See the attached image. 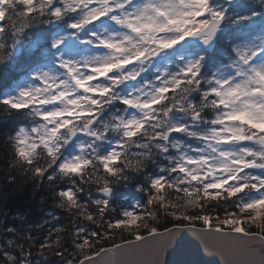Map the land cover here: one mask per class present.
<instances>
[{"label":"snow or ice","instance_id":"snow-or-ice-1","mask_svg":"<svg viewBox=\"0 0 264 264\" xmlns=\"http://www.w3.org/2000/svg\"><path fill=\"white\" fill-rule=\"evenodd\" d=\"M12 2L23 6L25 18L45 17L47 25L55 29L37 41L38 62L15 94L0 96V105L6 109L18 116L30 113L33 117L31 127H20L9 142L17 161L27 165L34 177H46L49 182H55L52 173L57 172L74 179L82 177L83 170L92 165V160L83 156L87 146L79 144L75 154L64 155V147H53V143L79 119L94 122L91 118L97 110L112 101L135 112L126 115L125 111L123 116L114 117L123 139L117 136L114 147L94 157L110 176L118 174L125 141L139 139L150 125L158 128L160 116L170 120L167 134L162 136L157 130L152 139L165 154L169 148L163 146V141L171 140L170 148L176 155H166L168 166L137 185L145 201H136L112 215L109 206L113 189L106 181L100 189L104 198L89 197L94 209L80 201L82 183L61 186L54 192L60 208L75 209L83 220L103 229L89 232L86 226L73 224L71 247L81 254V264H95L101 254L145 241H151L159 255L177 243L183 229L264 240V61L257 62V57L264 54V29L251 38L229 37L228 62L217 64L204 82L199 79L206 60L201 52L175 72L161 70L153 78L154 83L145 80L143 87L123 95L118 90L125 81L141 75L142 71L134 66L142 65L146 58L164 54L186 40L213 47L224 38L226 25L249 21L258 15L256 11L234 14L216 0H0V9ZM6 16L0 11V33L6 31L2 27ZM106 22L111 25L104 26ZM29 28L22 26L21 31ZM191 84L203 91L198 92L199 100L191 97L194 103L190 105V118L180 115L183 108L158 111L168 104L169 97ZM208 111L211 118L205 115ZM176 133L192 138L195 146L174 139L171 134ZM89 134L96 139L94 133ZM40 153L52 163L42 167L37 159ZM137 155L143 157L144 153ZM213 203L215 207H210ZM154 206L165 210L171 228L159 230L155 223L158 212L150 210ZM213 219L218 223L211 224ZM197 222L204 227L197 229ZM250 226L260 231L253 232ZM141 227L146 234H141ZM116 230L127 231L133 239L123 240L111 249L93 251V240L98 243ZM53 244L58 249L55 254L64 258L59 235L55 241L46 238L40 247L43 250ZM3 256L7 257L8 252ZM65 264L75 261L67 259Z\"/></svg>","mask_w":264,"mask_h":264},{"label":"trees","instance_id":"trees-1","mask_svg":"<svg viewBox=\"0 0 264 264\" xmlns=\"http://www.w3.org/2000/svg\"><path fill=\"white\" fill-rule=\"evenodd\" d=\"M23 6H20L22 10ZM264 6L260 4V0H242L239 4V10L242 13H248L249 9H254L258 15L249 21H243L235 24H228L222 33L223 39L217 41L212 50L204 52L206 55V64L212 66L228 49L226 43L229 37L239 39L243 35L251 34L254 31H260L264 27ZM237 11V6L229 7V12ZM5 23V22H3ZM36 31L45 36L55 29L50 26L32 27L25 30V40L21 50L17 53L13 52L12 57L4 63H0V96L7 94L21 79H23L30 70L36 66L39 58L40 37L37 41L29 45L27 42L33 41ZM11 39V34H8ZM194 99L199 100L197 93L193 94ZM26 120V115L18 116L15 111H10L4 105H0V246L6 248L7 251L15 254L19 259L21 251L15 247H9L7 241L13 240L17 245L23 246V252L31 259L33 264H65V258L71 259V253L74 251L71 247L73 224L77 226H86L88 231L102 232L103 229L91 222L83 220L77 215V210L71 211L58 206V198L54 192L59 191L61 186L70 185L71 182L67 178L49 182L45 177L43 180L36 179L29 173H26L22 167H9L11 145L8 142L10 136L15 135V131L21 122ZM132 151L138 152L140 149L133 146ZM64 153V150H63ZM159 156L156 155V162H148L146 167L139 174H130L134 178L126 184L113 186V196L110 198L111 203L109 212L112 215L119 213L122 208L121 197L125 196L130 202L145 201L146 196L137 188L138 184L145 182V177L155 174L157 171V162ZM55 167V166H54ZM52 169L49 170L51 174ZM77 184H80L77 180ZM85 189L79 194L80 201L87 203L90 209H94L91 205L89 197L92 199H101L94 195L95 185H82ZM175 195V194H173ZM210 207H215L211 204ZM114 210V211H113ZM152 211L158 212V218L155 223L159 226V230L172 225L171 218L164 214L165 210L154 206ZM170 211V209L168 210ZM217 213H213L215 216ZM223 219V213H219ZM108 217L106 216L105 219ZM215 220V219H214ZM149 223H152L149 221ZM212 224V222L210 221ZM218 221L215 220L216 224ZM196 225L203 226L202 222ZM249 227V226H246ZM13 228L15 232H9L8 229ZM61 228L64 231L57 233L55 229ZM253 232L260 231L255 226H250ZM141 234H145L144 229L140 228ZM57 235L61 237V245L65 250V257L61 258L55 253L58 249L53 246L47 249H41L40 245L49 241H55ZM30 238V239H29ZM133 237L122 230L113 231L109 238L99 241L93 240L95 247L93 251L99 248H105L115 245L123 240H129ZM0 264H6L5 257L0 253Z\"/></svg>","mask_w":264,"mask_h":264},{"label":"clouds","instance_id":"clouds-1","mask_svg":"<svg viewBox=\"0 0 264 264\" xmlns=\"http://www.w3.org/2000/svg\"><path fill=\"white\" fill-rule=\"evenodd\" d=\"M260 4L264 6V0H260ZM133 7H135V4L133 5ZM0 11L7 13L6 19L4 21L5 23L2 25V27L6 29V31L0 33V63H4L12 57L13 52L16 49L17 45L23 43L25 40V31H21L22 26L24 27L30 26L31 28L39 27L41 25L47 26V22L45 17H41L39 15L25 18L20 6H17L15 2L8 4L3 9H0ZM9 33L11 34L10 40L8 39ZM156 57H152L151 59L146 58L145 62L142 65L134 66L135 69L137 71H142V73L146 72L153 65L154 58ZM191 57L192 56L190 55L187 58H179V62H175L176 70L180 67L181 64L186 62ZM228 57H229V52L226 50L225 51L226 63L228 62ZM262 61H264V54H260L257 57V62H262ZM168 63H172V62H168ZM165 69L169 70L167 64L164 68H156L153 69V71H158L160 74L161 70H165ZM176 70H171V71L175 72ZM213 71L214 68H210L207 72H202V75L199 78L200 81L204 82L205 79L208 77V74ZM148 81L154 83L153 79ZM141 87H143L142 84H140L137 88H141ZM202 91L203 89L199 88L197 84L185 85L180 90L179 93H174L172 97H169L168 104L162 106L158 111L163 113L168 108H174V109L183 108L184 111L181 112L180 115H183L185 118H190L192 112L190 105L194 103L191 97L193 96V93L202 92ZM114 102L115 101H112L110 104H106L102 108L97 110V115L91 118V121L94 122H90L88 118L79 119L78 123L73 124L71 129H65L62 132V134L59 136L58 140L53 143V147H56L57 144H61L63 147H65L69 144L70 141L73 140L74 137L77 136V134H83V137L76 141V146L79 144L86 145L87 148L86 151L83 153V156L92 160V165L83 170L82 177L77 176L74 179L71 175H60L57 172V173H52L53 175L56 176L55 181L64 180L65 178H67L68 181H70L71 183L77 184V180H79V182L82 183L83 185H95L96 186L95 190L98 192H100V189L103 187V184L106 181L109 184V186L113 189V186L115 185L126 184L128 182H131L134 177L130 174H139L144 170L148 162L155 163L156 155H160V156L165 155V153L160 151V148L157 146L158 142L152 139V137L156 135L157 130L160 132L162 136L167 134V128L170 123V120L166 115H163L160 116L159 120L157 121L158 128H153L150 125L149 128L146 130L145 134L142 135L139 139L125 141L127 145V147L125 148V155H123L122 157L121 164L117 166L118 174L116 176H110L104 172L103 168L99 164H97L94 159L99 148L98 142L107 140L110 137L109 134L119 136L121 139H123L122 130H120L117 127V122L114 120V117L117 115L123 116L124 112L127 110L124 109L123 111L117 110L115 112H108L107 110L109 105L113 104ZM105 113L107 114L105 115ZM25 115L30 120H33V117L30 113H26ZM188 122L191 123V120L189 119ZM89 133H94L96 139H94L93 136L90 135ZM8 142H9V138H8ZM171 143H172L171 140L163 141V146L170 148ZM139 144L146 145L147 147L139 148L140 151L138 152L132 151L133 146L137 147V145ZM93 146L95 147V151L93 150ZM141 152L144 153L143 157L137 155V153H141ZM10 155L12 156V158L9 161V167H22L26 173L32 175L31 169L28 168L27 165L19 163L12 150L10 152ZM37 159L39 160V163L42 167H46L48 164L52 163V161H49L47 159V156L43 153L38 154ZM34 166L35 165H33V167ZM120 169H123V171H120ZM35 178L40 179L38 177ZM83 191H85L84 188ZM65 208L71 211L67 207ZM8 241L6 243L9 247L18 248L21 251V257L23 259H19L18 261V258L15 254H13L10 251H7L6 248L0 246V253L3 254L5 251L8 252V256L5 257L6 264H33L31 259L23 252L22 245H17L16 243H14L13 240H12L13 243L9 245ZM87 254L88 253L86 252L84 253L85 256ZM80 255L81 254L79 252L71 253L72 256L71 259L75 261V264H81L80 259H78ZM65 260H67V258H65Z\"/></svg>","mask_w":264,"mask_h":264},{"label":"water","instance_id":"water-1","mask_svg":"<svg viewBox=\"0 0 264 264\" xmlns=\"http://www.w3.org/2000/svg\"><path fill=\"white\" fill-rule=\"evenodd\" d=\"M203 227L196 226L197 229ZM111 248L113 246L105 249ZM156 261H161V264H264V240L183 229L177 243L163 249L159 255L152 242L145 241L101 254L95 264H155Z\"/></svg>","mask_w":264,"mask_h":264},{"label":"rangeland","instance_id":"rangeland-1","mask_svg":"<svg viewBox=\"0 0 264 264\" xmlns=\"http://www.w3.org/2000/svg\"><path fill=\"white\" fill-rule=\"evenodd\" d=\"M236 0H216L217 3H219L221 6H224V7H228L230 4H232L233 2H235ZM111 25V22H106L104 26H110ZM255 35V34H254ZM41 36L40 33H38L36 31L35 33V41H37ZM249 38V37H248ZM31 43H33L31 41ZM30 42H28V44L30 45L31 44ZM24 43H21L19 44V46H22ZM194 56V55H197L195 52H190L188 50V47H182V48H178V49H172L170 51H167L166 53L164 54H161L159 55L158 57L154 58V63L153 65L144 73H141L140 76H138L136 78V80H132V81H126L124 82L120 88L118 89L121 94H126L128 92H130L133 88H137L140 84H142L145 80H151L153 79L155 76L159 75V72L158 71H153V69H156V68H164L167 64L169 70H176L175 68V62H179V58H187L188 56ZM168 62H172V63H168ZM219 63H226V60H225V56L223 59L219 60L215 65L212 66V68H215V66ZM204 68V67H203ZM204 70L207 72L209 69L207 68H204ZM203 72V70H202ZM28 75V74H27ZM26 75V76H27ZM25 78V77H24ZM23 78V79H24ZM23 79L20 80V82L13 88L10 90V92L7 94H15V89L19 86L22 85L23 83ZM194 94V93H193ZM197 95L199 97V93L197 92ZM121 104L119 101H115L112 105L116 106V108H113V109H110V105H109V108H108V112H115L117 110H123L125 108V106H121L119 107L117 104ZM135 112V109H131L129 108L127 110V112L125 113L126 115L128 114H131ZM207 113V112H206ZM26 114V113H25ZM107 113H105L106 115ZM118 114V113H117ZM211 115L212 113L210 111H208V118H211ZM27 121L26 122H23V124L20 125V127H28L30 128L31 127V124H32V120H30L29 118H27ZM19 127V128H20ZM112 134H109V136H111ZM173 135V138L174 139H181L184 143H193V145L195 146V142L192 140V138H188L186 136H184L183 134L181 133H176V134H171ZM83 137V134H77L76 136V139H73L72 141L69 142V144L67 146L64 147L65 150H68L69 149V152L67 155H70V154H75L77 151H78V148L76 147V141L78 139H81ZM110 138V137H109ZM108 138V139H109ZM107 139V140H108ZM117 139V136L113 137L111 139V144H114L115 141ZM105 140V141H107ZM104 141H100L98 142L99 144V148H98V152L102 149V146L105 145L103 143ZM110 143V142H109ZM110 144V145H111ZM106 147V146H105ZM166 155H172V156H175L176 155V152L174 149H171L169 148L168 152L166 153ZM165 155V157H166ZM212 224L215 225V220H211Z\"/></svg>","mask_w":264,"mask_h":264},{"label":"bare ground","instance_id":"bare-ground-1","mask_svg":"<svg viewBox=\"0 0 264 264\" xmlns=\"http://www.w3.org/2000/svg\"><path fill=\"white\" fill-rule=\"evenodd\" d=\"M157 262H158V264H161V261H156L155 264H157ZM162 263H163V261H162Z\"/></svg>","mask_w":264,"mask_h":264}]
</instances>
